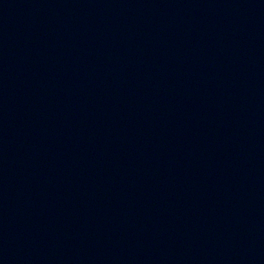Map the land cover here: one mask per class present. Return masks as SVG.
<instances>
[{"label":"water","instance_id":"95a60500","mask_svg":"<svg viewBox=\"0 0 264 264\" xmlns=\"http://www.w3.org/2000/svg\"><path fill=\"white\" fill-rule=\"evenodd\" d=\"M0 264H264V0H0Z\"/></svg>","mask_w":264,"mask_h":264}]
</instances>
